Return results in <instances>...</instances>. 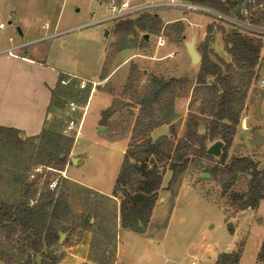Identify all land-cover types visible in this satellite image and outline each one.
<instances>
[{
    "label": "rangeland",
    "instance_id": "1",
    "mask_svg": "<svg viewBox=\"0 0 264 264\" xmlns=\"http://www.w3.org/2000/svg\"><path fill=\"white\" fill-rule=\"evenodd\" d=\"M120 1L0 0V7L15 8L22 13L36 6H42L43 14L46 16L44 20L49 21L50 29L42 30L39 34L59 33L34 45L41 52L46 53L48 61L57 64L60 70L74 73L79 79L92 82L101 79L105 56V69L112 71L116 67L110 79L96 85L90 99L88 97L90 93L87 95L89 104L86 120L79 135L77 137L75 133L69 135L76 138L75 153L81 161L69 152L61 172L45 169L44 179L55 180L57 183L54 189L58 218L52 220V223L60 233L65 235L62 241L58 240L54 244L45 246L41 255L35 256L37 262L42 264H52V258H60L64 254L61 244L82 240L89 242L92 257L95 259L89 264H98L103 256L96 248L104 247L111 242L109 237L114 231L121 199L120 196L112 194V189L122 164L124 151L128 147L131 149L136 147L132 127L138 106L132 104L116 112L104 124L107 128L97 134L93 133L91 123L99 117V110L108 106V99L110 101L121 99L130 65L134 63L140 71L143 70V73H140V86L145 84L150 73L165 78L176 77L186 80V84L182 85L180 90L184 95L174 99L176 116L169 123L163 124L164 130L160 131L159 128L163 126L160 125L150 133L151 139L168 135L169 140L165 141L163 147L172 151L176 141L185 133L191 86L195 84L199 71V63L191 64L184 40L188 41L191 37H197L196 47L208 40L211 57H220L225 62L230 60L222 41V34L232 24L206 9L191 10L184 6L162 5L144 9L145 12L139 10L128 15L133 19L151 17L153 12L159 15L157 16L160 22L146 20L148 28L145 33L148 34V38L144 48L140 47L143 31L136 26L131 30L135 32L134 35L126 40L128 37L123 39L122 31H118L124 26H120L119 29L114 28L119 19L90 24L109 14L110 3ZM167 1L169 0H130V4L145 5L151 2ZM239 9L240 6L230 15L241 18ZM251 13L257 22L253 24L264 29V5L257 9L253 8ZM182 16L185 39L174 42L175 36L171 28L165 27L171 23H165V21ZM1 22L6 25V31L11 28L14 30L12 25H8L6 16H1ZM233 27L238 29L235 25ZM105 29L109 30V39L104 37ZM238 30L248 35L262 37V59L257 78L247 88L241 122L236 134L241 132L240 126L246 113L254 119L255 128L247 130V136L241 132V136L236 138L235 134L226 152L228 160L233 156H250L261 167L264 166V152L261 151L264 150V87L259 86L258 79L259 76L264 77V30L256 32ZM159 36L165 40L161 46L156 45ZM108 45L110 46L106 54ZM122 46L129 52H135V56L126 57L125 51L121 56L118 55L116 52L123 50L120 49ZM90 88L91 83L76 96L81 107L83 106L79 99H82V92H89ZM188 88L189 91L186 92ZM61 105L63 106L54 110V119L47 128L52 129L57 125V129H61L65 118L68 117L65 104ZM81 116L82 112L75 115L79 120ZM252 118L243 125V129H249L248 124L252 123ZM171 128L174 130V135ZM199 130L204 132L206 129L204 125H201ZM23 139H26V143L22 149H3L0 152V199L6 202L17 201L21 181H25L28 174L35 167L40 166L38 163H45L42 160L47 152L43 150L45 146L39 143V138L27 136ZM234 139L237 140L234 141ZM214 141L207 139L206 147ZM250 145L254 147L249 148ZM72 158L75 159L72 160ZM220 169L219 156L193 155L187 168L175 180L169 181L171 172L168 169L165 170L155 208H153L148 227L143 233L146 236L137 235L130 230L123 232L117 246L116 264H213V259L215 261L221 253L226 252L222 251L225 246H228L227 253H239V256L245 249L240 264H264L253 257L258 238L264 236V200L256 209H235L228 195L221 191L217 174H215ZM202 172H208L210 175L201 176ZM244 182L245 177H239L233 188L241 190L245 187ZM89 186L110 194H100ZM86 219H89L90 224L84 223ZM4 236L5 230L0 226V250L3 248ZM14 239L20 244L22 235H14ZM25 255L26 253L18 251L9 253L11 258L17 260L24 259Z\"/></svg>",
    "mask_w": 264,
    "mask_h": 264
},
{
    "label": "trees",
    "instance_id": "2",
    "mask_svg": "<svg viewBox=\"0 0 264 264\" xmlns=\"http://www.w3.org/2000/svg\"><path fill=\"white\" fill-rule=\"evenodd\" d=\"M189 1L229 15L237 10L243 0ZM261 1L264 0H257ZM147 19L160 22L158 16L154 14L151 17L144 16L143 19L126 16L119 18L114 28L119 29L123 25L124 28L120 27L121 30L118 31H122L123 39L128 37L126 39L128 40L135 33L131 31L134 26L145 33L148 28ZM249 20L257 23L253 15L249 16ZM165 27L171 28L175 36L174 42L182 40L184 28L181 21ZM140 41V47H146L147 42L142 34ZM207 41L196 47L201 60L195 84L190 87L185 133L176 141L172 151L163 147L165 141L169 140L168 135L151 139L150 133L154 128L169 123L176 116L174 99L184 95L180 92L181 86L186 84L184 78H165L150 73L145 84L140 86V73H143V70L140 71L132 63L121 99L112 100L100 113L99 123L104 125L122 108L132 104L138 106L132 127L136 147L134 149L128 147L124 151L122 164L112 189V194L121 198L119 218L123 229L140 234L145 232L158 199L163 173L167 169L170 170L169 181L175 180L187 168L191 156L210 157L211 155L206 152L207 139L223 142L219 155L221 169L215 174L222 193L228 195L235 209H256L260 201L264 200V166H258V162L250 156H233L228 160L226 152L241 122L247 88L258 75L261 37L242 33L233 25L230 26L222 34L224 47L231 57L229 62L220 57H211ZM123 48L124 46L120 47ZM83 90H79L75 82L67 86L56 85L51 91L50 105L54 110L59 109L69 97L80 95ZM188 91L189 88L186 92ZM82 94V99H78L83 104L89 92ZM201 125L206 129L204 132L199 130ZM171 132L172 134L174 132L172 128ZM31 137L39 138V143L45 146L43 150L47 153L42 160L45 163H38L43 166L42 173H36L33 177H30L29 173L26 180L21 181L17 201L6 202L0 199V226L5 230L0 260L5 264H42L37 262L35 256L41 255L45 246L59 240L60 232L52 223V220L58 218L56 191L48 187L50 180L41 178L43 174L46 175V167L63 170L74 137L61 134L57 125L52 129L42 128L37 136ZM25 143L26 139L19 136L18 129L0 125V152L3 149H22ZM239 177H245V187L241 190L233 188ZM84 223L90 224L89 219ZM18 234L22 235L20 244L14 239V235ZM11 251L26 253L25 258L22 260L11 258L9 256ZM239 258V253L223 252L213 264H238ZM256 260L264 262V239ZM57 261V257L52 258V264H56Z\"/></svg>",
    "mask_w": 264,
    "mask_h": 264
},
{
    "label": "crops",
    "instance_id": "3",
    "mask_svg": "<svg viewBox=\"0 0 264 264\" xmlns=\"http://www.w3.org/2000/svg\"><path fill=\"white\" fill-rule=\"evenodd\" d=\"M137 5H142V4H137ZM148 9L149 8L145 10ZM211 10L212 9L208 11ZM141 11H144V9ZM43 13H44V9L40 5L31 8L23 13L20 12L19 10H16L15 8H11V7L6 8L5 6L0 7V23H1V16L4 15L7 18L8 25H12L14 29L12 30L11 28V30L8 29L6 31L5 24H3L2 27H0V125L18 129L21 138L32 135L34 136L38 134L42 130V128L47 127L50 124V122L53 120L54 107L50 105L51 91L56 87V85H60L58 79L61 78L62 76H70V78H72L73 80L72 82H75V80L77 81V79H79L77 75H75L74 73L64 72L60 70L57 64H53L49 62L47 54L41 52V50H39L37 46L34 45V43L45 41L59 33V32H54V33H45L43 35L39 34L40 31L42 30L47 31L50 29V23L47 19L44 20L46 16ZM152 14L156 16L158 15L155 12H153ZM183 18L184 17L182 16L175 19L166 20L165 23H172V22L174 23L176 21H182ZM42 20H44V22H42ZM94 23H98V22H94V21L90 22V24H94ZM141 34L144 36L145 33H141ZM104 37H106L107 39L110 38L108 34L107 36ZM183 38L185 39L184 32H183ZM193 38L194 41L196 42L197 37H193ZM145 40L147 39L145 38ZM185 42L186 41L184 40V46H185ZM109 46L110 45H108V48L106 49V54L108 52ZM124 51L126 57L135 56V52H129L126 49L119 50L116 53L121 56V54H123ZM261 59L262 56L260 58L258 73L260 72L259 70L261 65ZM105 60H106V56H105ZM105 60L102 65L101 79L99 81H92L95 83V87L101 81H107L108 79H110L113 76L114 70L116 69L115 67L112 71L111 70L107 71L105 69V63H106ZM103 71L104 74H102ZM259 78H263V77L259 76ZM94 91L95 88L93 92ZM93 92L90 93V95L88 96L89 99L93 94ZM89 99H88V104H89ZM108 100H109L108 103L109 106L111 101L110 99ZM88 104H87V109H88ZM102 110L103 109L99 110V117H96L91 123V129L93 130L94 134H97L96 127L98 125H102L99 123L100 113ZM244 116L245 118L242 119V121H244L245 122L244 124L246 125L252 117L249 115V113H246ZM85 120H86V113L83 117L81 128H83L85 124ZM164 127L165 125L160 127L159 128L160 131L161 129L164 130ZM248 127L249 129L246 130L243 129V125L241 123L240 126L241 132L245 134V136H247V130L250 131L255 128V121L253 118H252V123L250 122L248 124ZM241 132H238L236 134V138L239 135L241 136ZM235 140L237 139H234V141ZM251 147L254 146L250 145L249 148ZM261 151L264 152V150ZM75 152H76V138H74V142L72 144L70 153L74 156H77L78 160L81 161V158L78 155H76ZM74 159L75 158H72V160ZM89 187L100 194L103 195L110 194V193H105L104 191H100V189H97L95 187H91V186ZM116 216L117 218L115 219L114 231L109 237L111 242L106 244L109 247L107 248V246L104 245V247L99 246L96 248L98 252L101 254V256H103V259L99 260L98 264H116L117 262V246L122 233L125 232L126 229H123L120 226L119 212L116 214ZM136 234L140 236H146L140 233H136ZM263 239L264 236L258 238V243H257L258 245L253 253L254 259L256 258L257 252L260 248ZM61 245L64 254L60 258H58L56 264H89V262L95 260L92 257L91 254L92 250L90 248V244L88 241L87 242L83 240L75 241L68 244L65 242ZM227 248L228 246H225L222 251H226ZM244 252L245 249H243L241 253L239 264L241 262V258ZM0 264H5V263L0 260Z\"/></svg>",
    "mask_w": 264,
    "mask_h": 264
},
{
    "label": "built area",
    "instance_id": "4",
    "mask_svg": "<svg viewBox=\"0 0 264 264\" xmlns=\"http://www.w3.org/2000/svg\"><path fill=\"white\" fill-rule=\"evenodd\" d=\"M248 4L251 6H248ZM162 5L172 6V7L184 6L187 9H191V10L205 9L200 5L192 3L191 1H183V0H169L167 2H161V3L151 2L145 5L144 4L131 5L130 0H121L118 3H115V2L110 3L109 14L94 20V22L105 23L108 21H113L115 19L124 18L130 14H134L135 12L139 10L153 8V7L162 6ZM263 5H264L263 1L257 2V0H243L242 3H240L239 5L240 6L239 14L243 18H236L230 14L226 15V14L219 13L217 11H216V14H218L220 17H223V19L226 20L228 23L238 27V29H240L241 31L256 32V31L264 30V29L255 26L248 18L249 16H251L252 14L251 10L253 8L257 9L259 7H262ZM2 26H3V23L1 22L0 27ZM164 42H165L164 38L162 36H159L156 41V45L161 46L164 44ZM58 81L60 85L67 86L70 83H72L73 80L72 78H70V76H62L61 78L58 79ZM75 83L79 90H83L88 86L90 82L84 79H77V81L75 80ZM258 84L259 86L264 87V77L258 79ZM94 88H95V83L91 82V88H90L89 93H92ZM63 104H65V108L68 112V117L65 118L59 132L67 136L75 133L77 136L79 135L80 129L82 127L83 117L87 110V104H88L87 99H86V102L83 103L84 105L82 104L83 107H81V105L78 103V101L76 100V97L68 98ZM80 112H82V116L79 120L77 117H75V115L80 114ZM45 169L54 171V169L50 167H46ZM42 171H43V166L40 165L39 167H35L32 170V172L29 174V176L33 177L34 175H36V173H42ZM44 175L45 174H43L42 176L43 179H44ZM56 185L57 183L55 180H50L48 183V187L50 189H54Z\"/></svg>",
    "mask_w": 264,
    "mask_h": 264
},
{
    "label": "water",
    "instance_id": "5",
    "mask_svg": "<svg viewBox=\"0 0 264 264\" xmlns=\"http://www.w3.org/2000/svg\"><path fill=\"white\" fill-rule=\"evenodd\" d=\"M233 2H234V0H233ZM203 8L210 10L209 8H206V7H203ZM211 11H213V10H211ZM213 12L216 13V11H213ZM107 34H108V29H105L104 30V36H107ZM144 38H146V39L148 38L147 33L144 34ZM185 47H186V51L190 57L191 63L192 64H198L201 60V57L195 48V41H194L193 37L190 38V40L185 42ZM209 81H210V79H209ZM244 123L245 122L242 121V125H244ZM106 128H107V125H98L96 127V130H97V132H99V131L106 129ZM222 146H223V142L221 140H216L210 146L207 147L206 152H207V154H210L213 156H219L221 154V151H222ZM209 175H210V173H208V172H202L201 173V176H209ZM64 235H65L64 233H60L59 241H62ZM227 251L228 250H226V252Z\"/></svg>",
    "mask_w": 264,
    "mask_h": 264
}]
</instances>
